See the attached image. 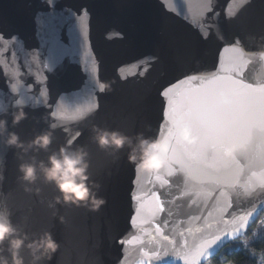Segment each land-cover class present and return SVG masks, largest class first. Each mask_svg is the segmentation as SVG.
<instances>
[{"label":"water","instance_id":"95a60500","mask_svg":"<svg viewBox=\"0 0 264 264\" xmlns=\"http://www.w3.org/2000/svg\"><path fill=\"white\" fill-rule=\"evenodd\" d=\"M0 34V119L25 143L59 125L49 152L79 132L72 147L87 148L106 200L92 212L55 204V187L42 180L25 191L21 160L48 153L26 155L0 137V209L60 245L41 264H206L264 212L258 169L192 191L183 174L161 184L136 173L127 149L102 151L90 139L93 125L156 136L169 99L161 93L191 75L193 86L209 74L264 84V0H0ZM21 108L27 118L14 125ZM153 193L164 207L154 216Z\"/></svg>","mask_w":264,"mask_h":264},{"label":"clouds","instance_id":"9594fccd","mask_svg":"<svg viewBox=\"0 0 264 264\" xmlns=\"http://www.w3.org/2000/svg\"><path fill=\"white\" fill-rule=\"evenodd\" d=\"M245 3H250V0H245ZM214 77L209 74L207 80ZM186 79L196 81L199 76L191 75ZM166 92L165 89L161 95L167 98ZM167 105L160 131L154 137L144 132L128 135L118 129L93 125L90 139L102 151L119 153L127 149V161L134 166L138 175L145 174L157 179L183 174L185 186L192 191H198L201 184L214 190L229 180L235 185L239 176L246 171L253 176L257 175L254 169L264 173V120L257 118L250 126L234 128V139L231 141H209L201 146L200 137L192 128L177 126L172 121L168 115L169 99ZM98 108L97 104L93 111ZM50 115L55 119L54 112ZM26 118L27 114L21 108L13 113V124ZM58 126L50 123L48 129L25 143L17 133L8 130L6 119H0V137L4 138L6 146L19 148L26 155L29 152L48 153L46 161L38 160L36 155L21 160L18 165L19 179L26 185L25 191L30 190L28 186L42 180L55 187L58 193L54 197L55 204L85 207L89 211L98 212L106 200L99 195V183L91 179L89 152L83 145L72 147L80 133L77 132L65 144L49 152L54 129ZM177 145L184 150L183 160L176 158ZM234 194L247 195L236 188ZM59 246L51 231L29 235L13 223L9 210L0 209V264H41L45 259L50 260ZM24 250H27L30 260L26 261L22 254Z\"/></svg>","mask_w":264,"mask_h":264},{"label":"snow or ice","instance_id":"6c2138e0","mask_svg":"<svg viewBox=\"0 0 264 264\" xmlns=\"http://www.w3.org/2000/svg\"><path fill=\"white\" fill-rule=\"evenodd\" d=\"M0 38H3L2 34ZM190 81L192 79H186L166 88L169 97L168 115L177 126L192 128L200 137L201 146L209 141H231L234 139V128L250 126L257 118L264 120V84L254 86L243 80L222 76L207 80L199 86L191 85ZM183 151L177 145V159L183 160ZM157 180L161 184L169 183L161 177H157ZM151 202L154 205L150 210L153 216L164 211L158 194H152ZM245 220L246 217L241 218L242 227ZM219 239V236L214 237L207 244ZM154 255L159 257L158 253Z\"/></svg>","mask_w":264,"mask_h":264},{"label":"trees","instance_id":"16d2710c","mask_svg":"<svg viewBox=\"0 0 264 264\" xmlns=\"http://www.w3.org/2000/svg\"><path fill=\"white\" fill-rule=\"evenodd\" d=\"M264 212L247 234L225 246L210 261L213 264H263L264 263V229L254 235V228L261 222ZM263 257V260L260 257Z\"/></svg>","mask_w":264,"mask_h":264},{"label":"rangeland","instance_id":"374dc122","mask_svg":"<svg viewBox=\"0 0 264 264\" xmlns=\"http://www.w3.org/2000/svg\"><path fill=\"white\" fill-rule=\"evenodd\" d=\"M263 229H264V214H263V216L261 218V222L253 229L254 230V235H257ZM261 259L263 260L262 256L260 257V261H261ZM206 264H213V263H211V261H209ZM226 264H232V263H226Z\"/></svg>","mask_w":264,"mask_h":264}]
</instances>
